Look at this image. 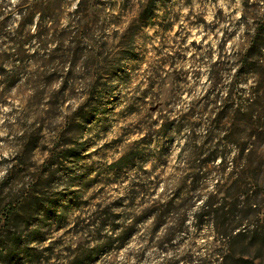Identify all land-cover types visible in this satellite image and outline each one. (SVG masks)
Here are the masks:
<instances>
[{
    "label": "rangeland",
    "instance_id": "1",
    "mask_svg": "<svg viewBox=\"0 0 264 264\" xmlns=\"http://www.w3.org/2000/svg\"><path fill=\"white\" fill-rule=\"evenodd\" d=\"M242 8L0 0V178L18 165L13 199L30 209L15 217L30 222L22 245L0 264H264V108L227 101ZM212 197L226 229L213 216L196 224ZM4 204L0 230L15 223ZM107 235L114 245L101 247Z\"/></svg>",
    "mask_w": 264,
    "mask_h": 264
},
{
    "label": "trees",
    "instance_id": "2",
    "mask_svg": "<svg viewBox=\"0 0 264 264\" xmlns=\"http://www.w3.org/2000/svg\"><path fill=\"white\" fill-rule=\"evenodd\" d=\"M242 6L243 8L241 10V17L238 22L237 30H243L245 32V35L243 36V42L241 44L242 47L237 53L235 64H232L229 68L225 69V71L227 72L231 71V69H236L234 80L229 85L227 101H230L233 105H237L238 108H248L249 110H252L253 107L260 105H262V107L264 108V0H242ZM250 79L254 82L249 87L247 85ZM243 85H246L249 89L244 88ZM236 90L237 92L235 93ZM233 93H235V95ZM103 94L104 92L99 87H97L94 91V95L98 100L103 98ZM219 103H221V101H219ZM23 121V119H20L18 124L22 126ZM7 127L10 133L14 132V125L11 124ZM226 136L224 137V141L230 142V136ZM26 139V134L23 133L21 136L22 159L29 151L28 144L24 142ZM246 151L247 148L239 149V156L235 159V161H233L234 164H238V162L243 159ZM248 153H250L251 155L252 150H249ZM71 154V152H68L69 156ZM228 155L229 153H226L225 156H221L223 158V164L227 162ZM135 157L136 156L131 153L122 158L121 161L123 162L126 159H131V161H133ZM23 165H25V163H23ZM6 168V173L2 178H0V209H2V203L5 202V204L3 205V211L5 210L9 217H14L12 221H14L15 223H13V225L8 227V229L6 230H3L2 228L0 230V263H5L4 261L9 259L8 257H11L12 253L22 245L26 229L30 227L29 220H27V224L23 221V219L22 221H20L19 219L15 221V217L19 212L23 213L24 218H30V209H24V206L22 208H18L17 201L13 199L14 193L12 178L18 173V165H15L13 161H9ZM198 179L199 178H194V181L196 183L198 182L199 184ZM200 182L202 183V181ZM197 187L199 188V185ZM215 194L218 195L219 193L216 191ZM24 196L29 195L24 194ZM160 207H165V205H162L160 203L153 205V209H155L154 211L158 213L157 224L158 226L167 225L168 218L165 217L166 213L160 212ZM220 213L224 214V208L222 206L218 207V202H214L213 197L210 198L209 201L204 204L202 213H200L199 215H195L197 226L201 224L202 220L205 217L210 218L211 216H213L212 220L214 221L215 228L217 230L220 228L226 229L225 226L222 225L221 227L218 224ZM164 218L166 219L163 220ZM100 227H105V222L101 223ZM172 229L174 231L176 230L173 227ZM237 230H239L236 234L238 238L242 237L243 235L246 236V233L248 232V226L238 224L237 227L232 228V231H234V233ZM102 239L103 241H101L100 244L101 247H110V245H114V242H112L113 236L107 235Z\"/></svg>",
    "mask_w": 264,
    "mask_h": 264
}]
</instances>
